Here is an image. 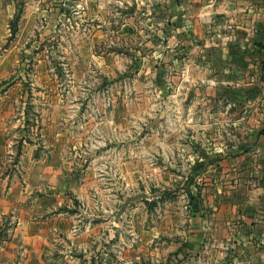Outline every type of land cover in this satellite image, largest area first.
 Returning a JSON list of instances; mask_svg holds the SVG:
<instances>
[{
	"label": "rangeland",
	"instance_id": "obj_1",
	"mask_svg": "<svg viewBox=\"0 0 264 264\" xmlns=\"http://www.w3.org/2000/svg\"><path fill=\"white\" fill-rule=\"evenodd\" d=\"M24 6L0 54L14 48ZM128 7L112 8L117 31L102 39L93 14H65L52 34L38 32L13 52L0 74L6 169L26 186L24 168L34 165L39 193L60 202V231L44 259L205 264L197 252L214 243L220 221L238 215L228 201L248 198L257 178L243 170L253 161L239 156L253 151L264 125L251 102L264 78L224 46V15L196 31L158 24L129 32ZM230 52L234 63L224 62ZM217 257L208 262L223 264L225 253Z\"/></svg>",
	"mask_w": 264,
	"mask_h": 264
},
{
	"label": "crops",
	"instance_id": "obj_2",
	"mask_svg": "<svg viewBox=\"0 0 264 264\" xmlns=\"http://www.w3.org/2000/svg\"><path fill=\"white\" fill-rule=\"evenodd\" d=\"M22 1L25 3L24 12L14 48L4 49L0 54V74L6 73L13 52L20 53L21 47L38 32L41 36L52 34L65 14L73 19L80 18V21L93 14L96 19L94 36L102 39L105 37L103 34L111 35L117 31V28L113 29V23L117 22L109 16L112 15V8L127 4L133 13L122 28L129 32L158 24L169 25L181 32L196 31L202 29L203 22L215 24L214 17L224 15L225 24L231 30V35H225L224 43L228 40V44L238 50L242 63L254 64V70H246L248 74L253 73L256 81L264 78V48H261L264 47V0H73L68 9L63 8L61 0ZM22 1L0 0V49L8 42L10 25ZM136 15L142 17L136 19ZM232 55L231 52L226 53L224 62H236ZM16 61L19 62L18 57ZM255 101H259L264 123V88L254 91L251 102ZM3 126V120H0V264H61L55 259L43 258L48 240L60 231V227L56 226L59 219L54 217L53 210L60 202L55 200L54 192L47 195L39 193L42 191L38 190L41 187L36 184V178L38 174L41 178V170L33 168L34 165L25 163V176L29 181L26 186L7 171L5 158L10 142L2 135L6 131ZM254 144L252 152L242 155L241 150L239 159L254 163L253 170H243L245 174L257 177L255 184L246 188L248 198L239 200L241 198L232 196L230 201L239 200L238 203L228 201L232 212L237 210L238 215H229L224 208L228 215L219 222L223 224L220 227L222 232L215 233L214 243L209 241L206 248L196 254L198 258L207 259V262L203 261L205 264L223 253V264H264V125L261 132L257 131ZM53 188L50 187L49 192ZM215 209L221 211L223 207Z\"/></svg>",
	"mask_w": 264,
	"mask_h": 264
},
{
	"label": "built area",
	"instance_id": "obj_3",
	"mask_svg": "<svg viewBox=\"0 0 264 264\" xmlns=\"http://www.w3.org/2000/svg\"><path fill=\"white\" fill-rule=\"evenodd\" d=\"M73 0H61L63 8L68 9Z\"/></svg>",
	"mask_w": 264,
	"mask_h": 264
},
{
	"label": "trees",
	"instance_id": "obj_4",
	"mask_svg": "<svg viewBox=\"0 0 264 264\" xmlns=\"http://www.w3.org/2000/svg\"><path fill=\"white\" fill-rule=\"evenodd\" d=\"M262 48H264V47L262 46Z\"/></svg>",
	"mask_w": 264,
	"mask_h": 264
}]
</instances>
